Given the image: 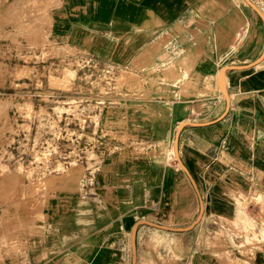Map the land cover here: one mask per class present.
I'll list each match as a JSON object with an SVG mask.
<instances>
[{
  "label": "crops",
  "instance_id": "0c3cea01",
  "mask_svg": "<svg viewBox=\"0 0 264 264\" xmlns=\"http://www.w3.org/2000/svg\"><path fill=\"white\" fill-rule=\"evenodd\" d=\"M249 1L264 16V0ZM50 20L52 35L81 41L118 64L132 65L140 54L144 79L158 88L111 112L110 132L126 141L96 171L94 202H46L50 232L46 248L30 238L32 264H127L124 235L136 249L130 263L151 264L141 229L152 231H144V241L175 235L181 250L190 239L192 263L215 264V249L197 248L207 222L235 220L232 193L264 195L263 21L238 0H61ZM133 142L146 144L144 153L136 154ZM140 221L193 227L137 226L132 243ZM251 264H264V250Z\"/></svg>",
  "mask_w": 264,
  "mask_h": 264
},
{
  "label": "rangeland",
  "instance_id": "374dc122",
  "mask_svg": "<svg viewBox=\"0 0 264 264\" xmlns=\"http://www.w3.org/2000/svg\"><path fill=\"white\" fill-rule=\"evenodd\" d=\"M60 2L0 0V264H32L30 238L46 248L49 199L94 202L96 171L126 141L110 132L111 112L142 99L145 88H158L144 79L140 54L132 65L118 64L81 41L52 35L50 9ZM132 146L136 154L147 148ZM232 197L235 220L210 218L197 248L215 249V264H251L254 252L264 250V195L254 190ZM144 231H152L139 234L151 264H193L190 239L181 250L175 235L144 241ZM124 237L132 264L136 253L133 259Z\"/></svg>",
  "mask_w": 264,
  "mask_h": 264
},
{
  "label": "water",
  "instance_id": "95a60500",
  "mask_svg": "<svg viewBox=\"0 0 264 264\" xmlns=\"http://www.w3.org/2000/svg\"><path fill=\"white\" fill-rule=\"evenodd\" d=\"M257 15L258 17L263 21L264 23V16L262 15V13L249 1V0H243ZM224 71L222 72V82H223V93H224V97L226 99V101L228 100V95L226 93V89H225V81H224ZM188 124L186 123H183L181 124L179 127H178V130H177V133H176V137H175V151L177 150V139H178V136H179V133L181 132V130L187 126ZM177 152V151H176ZM202 218V210L200 209V212H199V215L194 223L197 224ZM138 224H141V225H147L151 228H154V229H158V230H164V231H172V232H185V231H188L190 230L193 226H190L188 228H184V229H172V228H168V227H163V226H158V225H155V224H151V223H148V222H139L137 223V225L135 226V228L133 229L132 231V243L134 242L135 240V234H136V228L138 226ZM132 248H133V259L135 258V253H136V249H135V246L134 244L132 245Z\"/></svg>",
  "mask_w": 264,
  "mask_h": 264
},
{
  "label": "bare ground",
  "instance_id": "6f19581e",
  "mask_svg": "<svg viewBox=\"0 0 264 264\" xmlns=\"http://www.w3.org/2000/svg\"><path fill=\"white\" fill-rule=\"evenodd\" d=\"M221 81V80H220ZM222 83V82H221ZM261 236L264 237V231L260 232Z\"/></svg>",
  "mask_w": 264,
  "mask_h": 264
}]
</instances>
